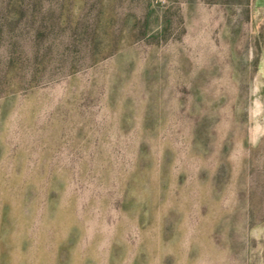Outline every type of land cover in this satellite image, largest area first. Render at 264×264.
<instances>
[{"label": "rangeland", "instance_id": "1", "mask_svg": "<svg viewBox=\"0 0 264 264\" xmlns=\"http://www.w3.org/2000/svg\"><path fill=\"white\" fill-rule=\"evenodd\" d=\"M253 0H0V264H264Z\"/></svg>", "mask_w": 264, "mask_h": 264}, {"label": "crops", "instance_id": "2", "mask_svg": "<svg viewBox=\"0 0 264 264\" xmlns=\"http://www.w3.org/2000/svg\"><path fill=\"white\" fill-rule=\"evenodd\" d=\"M255 12H256V24L260 29L257 36L259 54L257 69L261 79H264V0H253Z\"/></svg>", "mask_w": 264, "mask_h": 264}]
</instances>
